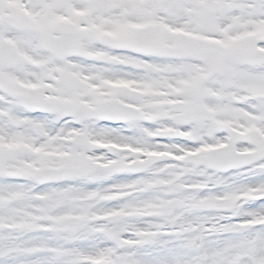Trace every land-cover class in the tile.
Returning a JSON list of instances; mask_svg holds the SVG:
<instances>
[{
	"label": "snow or ice",
	"instance_id": "obj_1",
	"mask_svg": "<svg viewBox=\"0 0 264 264\" xmlns=\"http://www.w3.org/2000/svg\"><path fill=\"white\" fill-rule=\"evenodd\" d=\"M0 264H264V0H0Z\"/></svg>",
	"mask_w": 264,
	"mask_h": 264
}]
</instances>
